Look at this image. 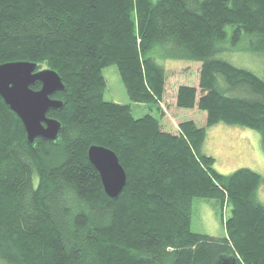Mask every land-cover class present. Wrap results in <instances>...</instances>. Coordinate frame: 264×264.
<instances>
[{
	"label": "trees",
	"instance_id": "16d2710c",
	"mask_svg": "<svg viewBox=\"0 0 264 264\" xmlns=\"http://www.w3.org/2000/svg\"><path fill=\"white\" fill-rule=\"evenodd\" d=\"M230 25L233 41L246 33L264 56V0H0V64L33 62L66 86L55 95L63 109L48 113L62 123L55 142L30 145L0 96V264H264L262 176L220 174L203 151L207 128L221 123L257 130L264 147V76L221 58ZM166 60L200 65L175 107L207 113L205 126H163ZM111 65L130 100L161 119L105 100ZM92 145L126 171L117 199L89 160ZM196 197L232 206L227 236L192 231Z\"/></svg>",
	"mask_w": 264,
	"mask_h": 264
},
{
	"label": "rangeland",
	"instance_id": "374dc122",
	"mask_svg": "<svg viewBox=\"0 0 264 264\" xmlns=\"http://www.w3.org/2000/svg\"><path fill=\"white\" fill-rule=\"evenodd\" d=\"M228 41L222 59L235 66L251 70L256 75L264 76V56L249 51V35L243 33L239 41H233L235 26L226 28ZM152 55L161 56L162 49L156 48ZM164 64L168 74L166 103L163 104V126L173 133L178 131V122L195 121L205 126L207 113L199 110H185L175 107L176 93L182 85L198 84L200 65L189 61L166 60ZM41 69H44L41 67ZM107 82L105 100L122 105H132L136 118L147 114L161 119V114L154 108L138 106L127 93L117 66L111 65L103 70ZM203 151L214 157L215 168L223 175H229L243 168L251 169L262 176L258 198L264 204V147L260 132L250 128L218 124L207 128V138ZM232 215V206L221 207L215 198L196 197L192 202V231L198 234L223 238L227 236L225 221Z\"/></svg>",
	"mask_w": 264,
	"mask_h": 264
},
{
	"label": "water",
	"instance_id": "95a60500",
	"mask_svg": "<svg viewBox=\"0 0 264 264\" xmlns=\"http://www.w3.org/2000/svg\"><path fill=\"white\" fill-rule=\"evenodd\" d=\"M37 84L41 88L35 90L33 87ZM65 91L61 76L53 69H41L28 61L0 64V96L22 121L30 145L39 138L51 142L58 140L62 123L48 113L63 109L64 102L55 95ZM88 157L100 174L105 193L117 199L127 184V174L116 153L92 145ZM236 261L231 257L220 264H237Z\"/></svg>",
	"mask_w": 264,
	"mask_h": 264
}]
</instances>
